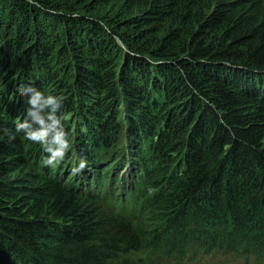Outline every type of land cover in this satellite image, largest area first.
Listing matches in <instances>:
<instances>
[{"label": "trees", "instance_id": "1", "mask_svg": "<svg viewBox=\"0 0 264 264\" xmlns=\"http://www.w3.org/2000/svg\"><path fill=\"white\" fill-rule=\"evenodd\" d=\"M192 252L264 264V0H0V264Z\"/></svg>", "mask_w": 264, "mask_h": 264}, {"label": "rangeland", "instance_id": "2", "mask_svg": "<svg viewBox=\"0 0 264 264\" xmlns=\"http://www.w3.org/2000/svg\"><path fill=\"white\" fill-rule=\"evenodd\" d=\"M2 56H3V54H2ZM8 80L11 83V81L13 80V76L12 75L8 76ZM98 156H99V160L107 159V157H106L107 153H101ZM78 158L80 161H83V158L81 156H78ZM126 159L128 162L129 157ZM122 166H123V168L118 169L114 174H117L118 176H123L127 172V170H128V173L130 172L129 167L131 166V163H129V162L126 163V167H125V165H122ZM107 167H109V166H104L102 168H99L98 171H102L103 169L106 170ZM112 168L113 167H111L110 169H112ZM108 172H110V171H106V173H108ZM12 178H13L12 176L9 177V179L13 180ZM203 257L199 253L190 254L188 259H185L184 257H181L179 259H170L165 264H193V263L194 264H205V262H207V264H241L239 261L233 260V259L228 258V257H226V259H224L222 256H216L215 259H212V258L210 259V258L205 257V256H203Z\"/></svg>", "mask_w": 264, "mask_h": 264}, {"label": "clouds", "instance_id": "3", "mask_svg": "<svg viewBox=\"0 0 264 264\" xmlns=\"http://www.w3.org/2000/svg\"><path fill=\"white\" fill-rule=\"evenodd\" d=\"M58 155H59V156L61 157V159H62L64 153H63V152H60ZM55 159H56V154H54V155L51 156L49 159H47V160L45 161V163H46V164H52V163H53V160H55ZM79 167H80V168H83V167H84V163L82 162V163L79 165ZM77 170H79V169H77Z\"/></svg>", "mask_w": 264, "mask_h": 264}, {"label": "bare ground", "instance_id": "4", "mask_svg": "<svg viewBox=\"0 0 264 264\" xmlns=\"http://www.w3.org/2000/svg\"><path fill=\"white\" fill-rule=\"evenodd\" d=\"M192 254H196V253H193V252H192ZM201 256L203 257V255H201ZM183 257H184L185 259H188L189 255H188V254H185V255H183ZM205 257H206V256H205ZM215 257H216V256H214V255H213V256H208V258H210V259H211V258H212V259H215ZM203 258H204V257H203ZM193 264H194V263H193ZM205 264H207V262H205Z\"/></svg>", "mask_w": 264, "mask_h": 264}]
</instances>
